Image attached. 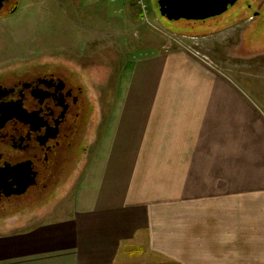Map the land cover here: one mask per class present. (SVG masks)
Masks as SVG:
<instances>
[{"label": "crops", "instance_id": "1", "mask_svg": "<svg viewBox=\"0 0 264 264\" xmlns=\"http://www.w3.org/2000/svg\"><path fill=\"white\" fill-rule=\"evenodd\" d=\"M139 48L68 202L0 224V264H264V111L193 50Z\"/></svg>", "mask_w": 264, "mask_h": 264}, {"label": "rangeland", "instance_id": "2", "mask_svg": "<svg viewBox=\"0 0 264 264\" xmlns=\"http://www.w3.org/2000/svg\"><path fill=\"white\" fill-rule=\"evenodd\" d=\"M34 2L5 0L0 8V74L36 65L76 74L90 104L84 150L49 198L26 207L22 215L0 218V224L34 211L49 217L68 202L99 144L116 97L118 66L133 48L138 53L149 45L193 50L239 83L264 111V0H238L221 15L175 22L160 15L157 0H150L146 15L134 0H71L76 24L67 16L66 0ZM86 4L102 10V26L92 22L88 31L79 26L86 20ZM149 257L137 252L128 264L158 263Z\"/></svg>", "mask_w": 264, "mask_h": 264}, {"label": "flooded vegetation", "instance_id": "3", "mask_svg": "<svg viewBox=\"0 0 264 264\" xmlns=\"http://www.w3.org/2000/svg\"><path fill=\"white\" fill-rule=\"evenodd\" d=\"M89 107L74 73L36 65L0 74V218L50 197L84 150Z\"/></svg>", "mask_w": 264, "mask_h": 264}, {"label": "water", "instance_id": "4", "mask_svg": "<svg viewBox=\"0 0 264 264\" xmlns=\"http://www.w3.org/2000/svg\"><path fill=\"white\" fill-rule=\"evenodd\" d=\"M5 0H0V8ZM237 0H158L161 15L168 20L205 19L226 11Z\"/></svg>", "mask_w": 264, "mask_h": 264}, {"label": "built area", "instance_id": "5", "mask_svg": "<svg viewBox=\"0 0 264 264\" xmlns=\"http://www.w3.org/2000/svg\"><path fill=\"white\" fill-rule=\"evenodd\" d=\"M142 15H146L147 11L150 9V0H134Z\"/></svg>", "mask_w": 264, "mask_h": 264}]
</instances>
